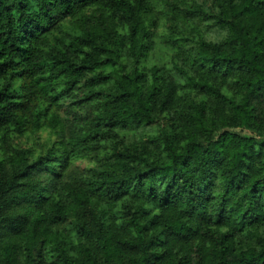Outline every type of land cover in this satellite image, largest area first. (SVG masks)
<instances>
[{
  "label": "clouds",
  "instance_id": "clouds-1",
  "mask_svg": "<svg viewBox=\"0 0 264 264\" xmlns=\"http://www.w3.org/2000/svg\"><path fill=\"white\" fill-rule=\"evenodd\" d=\"M0 264H264V0H0Z\"/></svg>",
  "mask_w": 264,
  "mask_h": 264
}]
</instances>
